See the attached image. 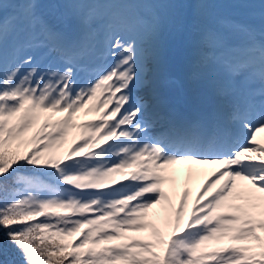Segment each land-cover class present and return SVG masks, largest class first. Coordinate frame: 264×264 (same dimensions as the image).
<instances>
[{"label":"snow or ice","instance_id":"1","mask_svg":"<svg viewBox=\"0 0 264 264\" xmlns=\"http://www.w3.org/2000/svg\"><path fill=\"white\" fill-rule=\"evenodd\" d=\"M42 3L23 0L21 18L0 0V264H264V147L256 139L264 130V13L259 30L233 22L230 36L213 26L200 34L201 65H219L227 77L218 94L245 96L221 123L214 114L181 117L157 91L148 65L159 63L158 9L167 5L48 0L42 12ZM140 9L150 10L147 20L133 15L149 28L151 55L118 31ZM139 81L150 103L133 96ZM81 109L99 112V122L72 123ZM55 112L65 115H47ZM73 128L81 142L60 153ZM181 162L222 168L186 218L182 192L165 232L147 213L169 201L161 185ZM237 181L246 183L234 192ZM143 229L149 239L126 235ZM112 240L122 242L98 246ZM209 243L217 247L203 250Z\"/></svg>","mask_w":264,"mask_h":264},{"label":"rangeland","instance_id":"2","mask_svg":"<svg viewBox=\"0 0 264 264\" xmlns=\"http://www.w3.org/2000/svg\"><path fill=\"white\" fill-rule=\"evenodd\" d=\"M202 1V0H201ZM241 1H244L247 4H251L252 0H221V1H215L213 0V4L216 6L230 3V7L232 8L231 11L234 12V17H236V14L240 18L239 21L242 22L244 19L243 15L241 14V11H244V8L241 7L239 4ZM120 2L123 3H153L158 2L163 5L158 9L160 16L164 12V9L170 8L172 10V7L176 6L175 9L176 12L179 14V22L180 19L184 21V26H178V31L176 35L172 32V30L168 31L166 30V25H170L169 22H167L168 18L162 17L164 19V25L163 30H161L160 36H159V63L158 65L149 63L148 67L152 69H156L157 73L161 74V78L157 81L156 87H159L160 91H162V94L165 95V99L168 100V102H174L173 107H175V103H178L177 95H178V87L179 85H184L189 90H191V93L195 97L197 101H203L202 98H211L216 100L218 103L217 105H220V108L215 106L212 111H214L215 117L221 121L223 118H221V113H223V109H233L235 106H239L244 104L245 102V96L241 93H233L230 89H228L227 94L221 95L218 94V89L221 87H225L227 84V77L225 76L222 69L219 67V65L213 64L209 67H204L200 63V56L202 53V46L200 43V34L201 32L207 27V26H213L218 28L221 32H223L225 35L230 36V26L234 21V19L225 16L224 14L220 15L219 17H213L214 20L209 22V25H199L198 27H195L193 24L186 25V22L189 18L188 11L192 10L193 14H201L204 18L208 19L209 14H213L211 12V9H206L209 5V2L206 0H203L201 9L197 10L198 3L197 0H177L175 4L170 3V0H120ZM235 2V3H233ZM44 3V0H43ZM255 5L258 3H262V0H257V2H253ZM119 7H130L128 5H120ZM204 9H206L204 11ZM42 11V9H41ZM139 11L140 16L147 20L149 18V9H140V10H129V14L127 16V26L125 28L118 29L119 34L125 39V40H135L136 45L138 48V51L142 55H151L152 47H153V39L150 34L149 28L146 24H140L137 21V18L135 15H133L134 12ZM174 11V12H175ZM194 11V12H193ZM253 15V18L251 20L252 25L259 30L261 26V14L264 13V7L255 8L251 10ZM47 12V11H45ZM256 12V13H255ZM23 17V12H20V16ZM233 17V18H234ZM236 17V19L238 18ZM235 19V20H236ZM17 31L19 32V29L21 27L20 21L17 22ZM70 32H73L75 30V25L73 21H69V29ZM103 42V33L98 37V49L102 47ZM175 53V54H174ZM176 55V57H175ZM43 59V57H42ZM44 62H47L45 60ZM107 63H112V60L109 59ZM145 85V83H139L136 85L133 89V96L136 98H141L140 96H136L135 90L138 89V87ZM253 87H258V85H254ZM149 99L151 98L149 94ZM258 97H256V101L258 100ZM151 100H147L146 102H149ZM202 104L205 105V102ZM90 105H85V109L89 107ZM85 109H81L80 112H77L73 118L72 123L75 124H81L88 121L91 122H99L100 119V113L99 112H88L87 115H85ZM258 110V109H257ZM230 111V110H229ZM49 115L53 120L62 118L65 114L60 112L55 113H49ZM219 115V116H218ZM227 119H224L223 122H227ZM81 129L79 128H73L70 129L67 133V136L65 138V141L61 145L60 149L58 150L60 153L67 152L66 149L72 148L75 146V144L81 142ZM31 133H29L30 135ZM256 139L257 144L259 146L264 147V130H262L259 133H256ZM87 151V149H85ZM211 164H203V163H189V162H181L174 165H169L167 167V172L165 173L167 176H169L171 179L166 181L164 184L161 185L162 189L166 193V195L169 197V201L171 206H169V201H162L160 204L154 205L152 208L148 210V218L162 231H170V229H164V220L167 217H170L172 213L174 212L175 207L179 204L180 196L182 192L187 189L188 191V198L186 202V210H185V218L186 213L188 210L191 209L192 204L195 202L197 194L203 189L204 185L206 183H209L212 180H208L209 177V171H210ZM135 169H126L125 171H134ZM116 180H122L123 177L116 175ZM222 183V181H221ZM238 185L237 189H234L233 191L239 190V186H242L246 182L237 181ZM220 187V184L217 183L215 185H212L208 189V198L211 197L212 194L215 193L216 190ZM203 202V201H202ZM235 203H242V201H235ZM218 212H227L226 209H220ZM108 231H111V229H106ZM150 229H143L138 232H128L126 235L132 236L139 239H149L150 238ZM262 237H264V233H258ZM122 241H107L106 243L101 244H116L121 243ZM100 244V245H101ZM98 245L99 247H101ZM214 247H217V245L214 244H206L205 246H202V249L205 251H211Z\"/></svg>","mask_w":264,"mask_h":264},{"label":"trees","instance_id":"3","mask_svg":"<svg viewBox=\"0 0 264 264\" xmlns=\"http://www.w3.org/2000/svg\"><path fill=\"white\" fill-rule=\"evenodd\" d=\"M206 1L209 2L211 4V6H216L212 2L213 0H206ZM215 1H221V0H215ZM11 2L14 3L17 6L16 15L19 17L20 16V12H23L22 11V9L24 7L23 0H11ZM172 2H173V4H175L177 2V0H170V3H172ZM233 3H235V2H233ZM244 4H245V2L244 1H241L239 5L242 7ZM222 5L226 7L229 4L225 3V4H222ZM219 7H217V8L219 9ZM41 9H42V12H45V11L48 12L50 10L49 9L48 0H44V3H42V5H41ZM175 9H178V8H176V6H174V7H172V10H170V8L164 9V12L161 15V17H164L165 16L166 19L168 18L167 22H169L170 25H166V30H168V31L172 30V32L174 33V35H176V29H173V27L176 24V19H177V15H178V12H176ZM231 15H234V12H231ZM69 149L70 148H68L66 150L68 151ZM75 239H76L75 237L66 238L65 242H68L69 240H75ZM107 245L108 244H101L100 246L101 247H104V246H107Z\"/></svg>","mask_w":264,"mask_h":264},{"label":"bare ground","instance_id":"4","mask_svg":"<svg viewBox=\"0 0 264 264\" xmlns=\"http://www.w3.org/2000/svg\"><path fill=\"white\" fill-rule=\"evenodd\" d=\"M151 76V73H149V77ZM161 78V74L160 73H157V77H156V80L158 81L159 79ZM145 83L144 81H139L137 82V85L139 83ZM157 91L159 92V94L161 95V97L163 98V94H162V91H160L159 87H157ZM135 93H136V96H140L141 98H143V100L146 102V99L147 100H151V98L149 99V88L146 86V85H142L140 87H138L137 90H135ZM231 113V111L228 113V115ZM218 120V119H217ZM221 122V121H220ZM222 123V122H221ZM151 134V133H150ZM205 165V164H204ZM211 167L210 168V171H209V177H208V180L210 179H215L216 178V175H217V169H220L222 168L221 165H217V164H211Z\"/></svg>","mask_w":264,"mask_h":264}]
</instances>
